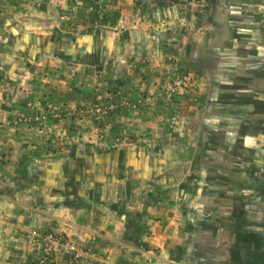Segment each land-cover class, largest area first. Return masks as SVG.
<instances>
[{
	"label": "rangeland",
	"instance_id": "rangeland-1",
	"mask_svg": "<svg viewBox=\"0 0 264 264\" xmlns=\"http://www.w3.org/2000/svg\"><path fill=\"white\" fill-rule=\"evenodd\" d=\"M4 4L26 16L8 27L31 83L13 124L42 133L15 159L56 165L32 168V190L58 181L46 198L67 207L78 264H264L244 242L264 240V0Z\"/></svg>",
	"mask_w": 264,
	"mask_h": 264
},
{
	"label": "crops",
	"instance_id": "crops-1",
	"mask_svg": "<svg viewBox=\"0 0 264 264\" xmlns=\"http://www.w3.org/2000/svg\"><path fill=\"white\" fill-rule=\"evenodd\" d=\"M7 10L6 4L0 6V153L5 157L0 165V264H21L24 257H27L23 250L26 226L31 225L32 210L36 208L33 206L46 203L50 205L48 203L51 201L55 203L52 207L53 212L48 210L44 212L46 217H43L42 220L44 221L43 226L46 228L67 231L71 228L65 226H70L71 223L59 227V223L63 219H59L58 215H60L61 210H64L63 208L67 209V207L57 203L56 197L53 199L46 198L49 192H58V181H55L53 189L50 186L41 185L40 193L32 190L37 179L36 175L34 176L32 173V168L37 166L56 167L54 162L46 159L42 162L41 159L40 161L39 159L28 158L25 153L26 150L23 152L24 157L22 159H15L16 151L26 146L22 145L21 141L26 143V141L32 140L38 143L42 141V133L28 129L23 123L19 127H15L13 124L17 117L16 113L23 108L20 103L29 98L31 83L24 75L14 74L17 69L21 70L22 62L15 63L11 56L17 52L24 55L25 46L20 38V40L16 39V33L10 32L8 29L11 23H23L26 16L16 15L12 17L7 13ZM95 162L92 160L87 166H95ZM89 171L90 168H87L88 173ZM91 171L94 175V169ZM54 177L56 179L58 175L55 174ZM93 205V202L80 203L75 205V208H71L75 211L74 218L77 221L73 220V224L77 232L83 233L88 227L91 229L89 224L94 218ZM71 230L74 231V228ZM244 240L239 243L236 242L234 245H242L244 241L252 249L247 252L248 255L258 254L264 258V240L261 242V246L255 245L254 239ZM254 261L257 263L256 258Z\"/></svg>",
	"mask_w": 264,
	"mask_h": 264
},
{
	"label": "built area",
	"instance_id": "built-area-1",
	"mask_svg": "<svg viewBox=\"0 0 264 264\" xmlns=\"http://www.w3.org/2000/svg\"><path fill=\"white\" fill-rule=\"evenodd\" d=\"M4 160V155L0 153V165ZM26 248L34 258L25 264H78L85 255L84 248L71 241L63 230L42 226L27 228Z\"/></svg>",
	"mask_w": 264,
	"mask_h": 264
}]
</instances>
